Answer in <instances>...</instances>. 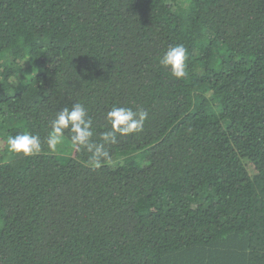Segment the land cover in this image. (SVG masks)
I'll list each match as a JSON object with an SVG mask.
<instances>
[{"label":"trees","instance_id":"16d2710c","mask_svg":"<svg viewBox=\"0 0 264 264\" xmlns=\"http://www.w3.org/2000/svg\"><path fill=\"white\" fill-rule=\"evenodd\" d=\"M74 102L149 118L114 166L7 151ZM0 264H264V0H0Z\"/></svg>","mask_w":264,"mask_h":264},{"label":"clouds","instance_id":"9594fccd","mask_svg":"<svg viewBox=\"0 0 264 264\" xmlns=\"http://www.w3.org/2000/svg\"><path fill=\"white\" fill-rule=\"evenodd\" d=\"M188 55L183 44L169 46L159 58V64L169 69L172 77L181 80L187 75ZM148 118L143 108L113 105L105 115V130L97 133L89 109L81 102H74L55 114L43 142L39 134L24 131L7 136V151L31 157L41 154L45 145L48 152L56 153L68 142L75 151L87 156V165L99 168L112 162L109 146L117 144L118 136L141 133Z\"/></svg>","mask_w":264,"mask_h":264},{"label":"rangeland","instance_id":"374dc122","mask_svg":"<svg viewBox=\"0 0 264 264\" xmlns=\"http://www.w3.org/2000/svg\"><path fill=\"white\" fill-rule=\"evenodd\" d=\"M70 144V143H69ZM68 144V149L70 150V145ZM65 146H67V144H65ZM65 147H63V149H60V152H62V151H65V153H66V149H64ZM115 163H116V160H113V163H111V166H114L115 165Z\"/></svg>","mask_w":264,"mask_h":264}]
</instances>
